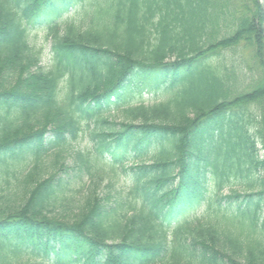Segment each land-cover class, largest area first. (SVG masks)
I'll return each mask as SVG.
<instances>
[{
  "label": "trees",
  "instance_id": "16d2710c",
  "mask_svg": "<svg viewBox=\"0 0 264 264\" xmlns=\"http://www.w3.org/2000/svg\"><path fill=\"white\" fill-rule=\"evenodd\" d=\"M0 264H264V0H0Z\"/></svg>",
  "mask_w": 264,
  "mask_h": 264
},
{
  "label": "rangeland",
  "instance_id": "374dc122",
  "mask_svg": "<svg viewBox=\"0 0 264 264\" xmlns=\"http://www.w3.org/2000/svg\"><path fill=\"white\" fill-rule=\"evenodd\" d=\"M75 183L77 184V181Z\"/></svg>",
  "mask_w": 264,
  "mask_h": 264
}]
</instances>
